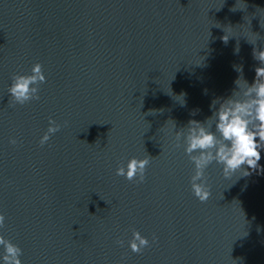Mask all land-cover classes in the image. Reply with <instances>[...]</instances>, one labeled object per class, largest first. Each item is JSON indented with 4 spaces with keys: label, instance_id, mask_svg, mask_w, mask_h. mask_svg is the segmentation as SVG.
<instances>
[{
    "label": "water",
    "instance_id": "95a60500",
    "mask_svg": "<svg viewBox=\"0 0 264 264\" xmlns=\"http://www.w3.org/2000/svg\"><path fill=\"white\" fill-rule=\"evenodd\" d=\"M254 49L264 0H0V235L22 264H264V148L247 176L209 165L201 202L175 139L254 81ZM35 63L40 98L12 106ZM148 155L143 182L116 175Z\"/></svg>",
    "mask_w": 264,
    "mask_h": 264
},
{
    "label": "clouds",
    "instance_id": "9594fccd",
    "mask_svg": "<svg viewBox=\"0 0 264 264\" xmlns=\"http://www.w3.org/2000/svg\"><path fill=\"white\" fill-rule=\"evenodd\" d=\"M223 39L227 42L228 36L225 35ZM236 51H239L238 47ZM253 57L262 66L255 68V78L251 84L243 79L241 85V79H238V89L231 96L219 101L218 108H215L217 101L213 102L214 111L211 117L204 122L190 120L186 127L175 131L176 147L181 146L180 141L183 139L184 151L194 164L191 188L201 202H206L211 195L205 170L213 162L222 165L226 178L237 172L249 175L245 165L253 170L259 167L260 150L264 148V50L254 49ZM45 81L46 76L40 63L32 66L31 74H15L8 90L12 106L38 100L39 85ZM60 127V124L50 118L40 144L44 145ZM10 143L16 144L17 141L12 138ZM150 163L149 155L143 158L134 156L127 161L126 166L121 164L117 167L116 175L129 181L143 182ZM4 225L5 217L0 213V228ZM117 243L123 245L124 241L118 240ZM129 246L133 252L139 253L149 246V240L139 231L133 230ZM0 247L3 248V264H22V249L17 244L0 235Z\"/></svg>",
    "mask_w": 264,
    "mask_h": 264
}]
</instances>
